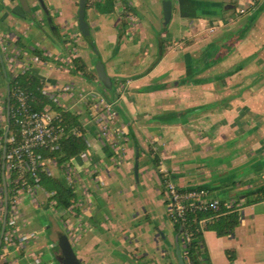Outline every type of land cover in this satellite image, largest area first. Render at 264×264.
<instances>
[{
    "label": "crops",
    "instance_id": "0c3cea01",
    "mask_svg": "<svg viewBox=\"0 0 264 264\" xmlns=\"http://www.w3.org/2000/svg\"><path fill=\"white\" fill-rule=\"evenodd\" d=\"M60 1L66 2L64 10L52 7L54 2L50 3L51 7L45 5L57 29L51 30V39L42 37V33H33V26L25 15L28 12L22 9L18 0H0V32L21 41L23 50H18L15 44L10 43L7 46L8 53L15 48L27 59L34 56L32 49L42 53L45 60H41V64H30L28 71L47 86H70L72 98L62 99V103L70 114L84 119L80 122L90 138L89 141L85 138L90 144V157L86 163L77 159L76 169L87 194L84 195L79 187L74 190L77 198L80 193V200L77 201L78 205L72 206L76 210L74 216L68 219L66 230L70 243L77 244V258L82 264H178L176 247L179 241L176 237L174 246L166 245V236L160 228L150 230L149 235L147 233L148 238L154 241L151 247L140 246L134 234L128 233L125 227H119L118 234L115 233L113 238L120 242V248H100L102 240L98 229L100 224L110 221L101 210L94 208L93 204L98 198L90 194L91 190L101 197L102 189L92 179H101L104 186L108 187L109 180L116 176L115 169L119 164H125L127 168L133 165L136 150L139 161L141 148L139 151L136 142L144 139L145 143L153 146L154 152L150 155L152 162L157 157L160 173L178 188L185 190L207 186L210 198L238 203L240 223L231 234L217 237L215 233L205 236L203 233L209 263L264 264V202L245 204L248 192L264 186V115L253 113L264 110V81H259L260 77L264 79V0H165L171 2V18L166 24L163 6L162 13L154 12L150 16L144 10L145 0H111L112 7L110 0H98L86 10L85 21L99 59L112 82L113 91L105 89L96 76L95 65L89 63L93 62V50L79 33L77 6L74 8L76 3L74 0ZM151 1L153 7L158 6L157 0ZM38 4L32 3L35 10L33 16L43 14L41 8L37 9ZM240 9L250 14L257 12V16L235 21ZM169 26L176 28L178 33L168 32ZM155 47L160 57L152 66L150 63L156 61ZM179 50L182 55L175 56L172 61L183 60L184 68L177 72L176 67L173 69L169 65V59ZM127 56L132 59L127 60ZM76 57L82 60L94 79L87 80L80 73L71 72L72 63L70 65L68 61ZM252 63L256 64L255 68L251 73L247 72L245 77L256 79L257 82L247 88H242L238 82L229 87L232 75L237 76V70H240L238 66L241 64L243 71ZM186 76L196 78L195 86L186 85ZM159 79L163 84L161 90L145 91V87ZM233 90L243 92L242 96L230 98L232 101L225 104V111L215 115L214 110L218 106L212 108L220 101V94L231 96ZM156 95H163L176 104L150 103ZM193 96L196 99H191ZM101 100L113 104L116 111V118L108 126L110 143L100 139L96 124L95 110ZM242 116L249 118L244 119ZM164 120L173 122L162 123ZM236 125L241 128L237 134L238 142L258 137L256 141H251L249 151L245 152L243 147L228 156L233 160L245 158L250 162L255 161L247 169L249 171L239 172V179L233 180L231 184L221 185L216 181L213 185H207L204 181H198L196 186H188L186 179L173 175L174 168L169 170L166 167L168 164L163 162L165 156L160 157L157 153L160 142L163 147L171 149L173 138L177 135L182 138L175 146L183 144V135L191 134L188 133L191 131L188 127L194 131L196 141L203 142L206 132L215 138L219 129L223 133L226 128ZM117 129H122L123 134L118 133ZM177 165L175 172L180 174L183 165ZM145 170L146 166H138L142 177ZM36 197H27L20 202L15 228L17 235L34 234V237L21 248H10L4 257L0 256L1 264H58L54 258L57 246L45 248L37 245V234L25 232L31 223L22 219L19 208L23 209L27 200L35 208L45 206ZM146 221L150 223V219ZM142 244H146V241ZM130 245L134 246V252L130 250ZM179 247L183 256L182 247ZM12 250L15 251L11 253Z\"/></svg>",
    "mask_w": 264,
    "mask_h": 264
},
{
    "label": "rangeland",
    "instance_id": "374dc122",
    "mask_svg": "<svg viewBox=\"0 0 264 264\" xmlns=\"http://www.w3.org/2000/svg\"><path fill=\"white\" fill-rule=\"evenodd\" d=\"M46 6L54 7V8H61L64 10L66 8V2L60 1V0H42ZM131 1V0H126ZM158 6L153 7L151 0H145V7L144 10L147 11V13L153 14L154 12H160L162 13V3L165 0H157ZM28 4L30 5V13L27 15L29 17V21L32 24V31L33 33H42V37L46 36L50 39L52 38V31L50 29V26L47 23V19L45 17V14H40L37 16H33L35 10L32 6V3L38 4V0H27ZM54 4H50L53 3ZM76 3L74 8L77 6L78 0H74ZM39 5V4H38ZM37 9H40L41 6H36ZM21 8V7H19ZM77 8V14H78V6ZM260 8V7H259ZM4 9V8H3ZM42 9V8H41ZM49 9V8H48ZM158 9V11H156ZM21 10V9H20ZM155 14V13H154ZM154 16V15H153ZM253 16H257V12L251 13L248 12L244 15H235V21H240L241 18L246 17L249 19ZM41 20L43 23V26L41 25ZM168 32L172 34H177L178 30L176 28H173V26L168 27ZM180 34H178L179 36ZM177 36V37H178ZM96 48V47H95ZM97 49V48H96ZM156 49V61L154 63H150V65H155V63L158 61L160 55L158 54V48ZM181 50L177 51L172 57L169 59L170 63L169 65L174 69L176 67L175 71L179 72L180 70L183 71L184 64L183 60H178L174 62V59L172 61V58L180 57L182 53H180ZM98 53V51H97ZM90 54V53H89ZM127 54V52H126ZM91 56V55H90ZM131 56V55H130ZM127 56V60L132 59V57ZM134 57V55H133ZM99 58V54H95L93 51L92 59L93 62H89L91 65H95L97 63V60ZM172 61V62H171ZM254 63L250 64L246 70H242V65L240 64L238 68L240 70H237V76L232 75V80H230L231 84H228L229 87L233 86V83L238 82L241 84L242 88H247L248 86H252L253 83L257 82L255 79H250V77H245V75L251 73L255 68ZM143 67H141V71H143ZM137 70L136 72H138ZM242 77V78H241ZM65 80H62L64 82ZM162 80H155L149 84V86L145 87L146 92H156L161 90L163 87L161 84ZM259 81H264L262 77H260ZM184 82L187 83V86H195L196 78L189 76V78L184 77ZM238 84V86H240ZM206 86V85H205ZM243 92H236V90H233V95H227V94H220L219 102L216 106H213L212 109L214 110V114L217 115L218 112L223 113L226 109L225 104L231 103V99L233 97L240 98L242 96ZM247 95L246 97H248ZM207 97L211 98L210 95ZM191 99H196V97H191ZM225 101V103H223ZM193 102L192 100L190 101ZM150 103H153L154 105H171L176 104L175 101H169L167 97L163 95H156V97L150 101ZM223 103V104H222ZM264 104V103H263ZM191 107H194L193 104H188ZM234 106V103L232 107ZM116 112V111H115ZM193 113H195L193 111ZM253 113H256L260 116L264 115V110H258ZM231 116H233L231 114ZM244 119H248L247 116H242ZM79 120L83 122V117H80ZM162 123L165 122H173L169 120L161 121ZM190 124L192 122L187 121ZM175 123V122H174ZM177 123L181 124L182 121H178ZM188 133L191 134L188 136H184V142L183 144L176 145V142H178L179 139L182 138L181 135H177L173 138L174 144H171L170 147H163L162 142H160L158 145V155L160 157L165 156L163 159V162L167 163L166 167L171 170V168H174L173 175H178L181 178L186 179V185H193L196 186V183L198 181H204L207 185H213L217 181V183L221 185H227L231 184L233 180H237L240 177L239 172H242L244 170H247L250 168L251 164L255 161L252 160L251 162L248 161V159L242 158V159H235L228 157L234 152H237L240 148H245V152L249 151V148L251 146V141H256L258 136H255L252 139H243V142L241 140L238 142L237 140V134L238 131L241 129L239 126H233L226 128V131L221 133L220 129L218 130L219 133L214 138L213 135L206 132V135L203 142L196 141L197 137L195 136L194 131L191 127L187 128ZM86 139L89 141V135L86 134ZM168 137H166L165 142L167 141ZM186 142V144H185ZM167 143V142H166ZM180 143V142H178ZM136 146L141 148V155L139 158L138 166L140 168H143L146 166V170L144 177L139 175L138 172V178L135 176L134 172V162L133 165L130 166V168H127L125 164H119L117 166L116 170V176L112 177L109 181L108 187H100L102 189L101 191V197L92 189L90 194L95 195L98 200L96 199V202L93 204L94 208H98L102 211V214L107 216L109 221L108 223L103 222V224H100V227L98 229V233L101 236V244L100 248L103 249H113V248H120V242L118 240H114L115 233L118 234L119 227H125L128 231V233H132L136 236V240L138 241L140 246H152L154 245L153 238L149 237V231L154 228H160L162 229L161 232L163 235H165V244H169L170 246L175 245V238L176 235L174 234L172 221L170 219V215L168 212L167 204L165 203L167 200V193L163 195L162 192L163 186L161 183V180L158 175V168L155 167L154 163L152 162V159L150 155L153 154L154 149L153 146H149V144L145 143L144 139L138 140L136 142ZM170 149V150H169ZM241 151V150H240ZM121 153L123 151H120ZM152 152V153H151ZM151 153V154H150ZM154 156V155H153ZM165 160V161H164ZM80 162V160H77ZM177 164H182L181 167V173L177 174L175 172ZM180 167V166H179ZM72 170L76 168V164H72L70 166ZM249 171V170H247ZM160 172V171H159ZM204 173V175H203ZM54 174L56 178L62 179V173L60 170H54ZM176 176V177H178ZM258 178V177H257ZM261 176L259 177V180ZM177 180V179H176ZM148 181V182H146ZM170 181V179H169ZM172 183V181H170ZM78 188V185H76ZM76 188V189H77ZM89 189V187H88ZM99 189V187H98ZM48 192V191H47ZM214 192V195H216V192ZM236 194V193H232ZM80 193L79 197L77 198V201L80 200ZM36 199L39 202H44L45 206L42 205L39 208H35L33 204L30 205V201L27 200L25 202V207L22 209L19 208V212L22 215V219L25 221H30V225L27 226L25 229V232H35L37 234V245H42L45 248H50L53 243H57V238L59 234H65L66 230L68 229V219L71 217L69 213H65L63 211H59L58 209L54 208L53 206L46 203L45 195L41 192V190H38ZM50 203V202H49ZM79 203L77 202V205ZM76 209H73L72 212H74ZM150 219V223L146 221ZM99 226V225H98ZM113 227V228H112ZM118 230V231H117ZM148 233V235H147ZM214 232L212 230L204 231V236L206 234H213ZM143 237V238H142ZM52 238V240H51ZM147 240L148 243H147ZM146 241V244H142ZM72 243V248L75 253V255H78V248L76 247L77 244ZM130 250L134 252V246L130 245ZM15 250H12L11 253H13ZM55 256L56 259L60 255L59 249L57 250L55 248ZM57 261V260H56ZM1 264V261H0Z\"/></svg>",
    "mask_w": 264,
    "mask_h": 264
},
{
    "label": "built area",
    "instance_id": "2783aa9c",
    "mask_svg": "<svg viewBox=\"0 0 264 264\" xmlns=\"http://www.w3.org/2000/svg\"><path fill=\"white\" fill-rule=\"evenodd\" d=\"M246 11L240 9L238 14L243 15ZM15 42V38L10 34L0 32V256L2 257L10 248H21L34 237V234L17 235L15 232L18 206L24 198L34 199L38 190H41L45 195L46 203L56 207V202L51 199L55 193L47 192L41 186V178H55L54 170H60L68 186L75 190L76 185L80 184L78 187L86 195L77 169L72 170L70 166L76 164L77 159L86 163L90 157V144L86 140L88 149L69 162L59 164L57 157L50 156L60 151L57 134L53 132V124L59 116L56 109L67 111L62 99L72 98V88L50 87L45 84L41 96L49 103L42 110H32L31 97L19 89H13L11 92L9 85L17 76L27 71L30 64H41L42 61L35 55L27 59L15 48L8 53L7 46ZM71 63V60L68 61V64ZM11 100H13V109H11ZM95 114L100 139L110 143L108 126L116 118L113 104L101 100ZM117 132L123 134L122 129H117ZM92 181L99 187L105 185L104 181L98 178ZM180 191L181 189L173 183H169L165 189L168 195L165 203L171 218L184 221L186 211H219L220 200L210 198L209 192L193 190L181 193ZM235 205L233 200L224 201L226 209L230 210ZM73 209L71 207L63 212L74 216Z\"/></svg>",
    "mask_w": 264,
    "mask_h": 264
},
{
    "label": "trees",
    "instance_id": "16d2710c",
    "mask_svg": "<svg viewBox=\"0 0 264 264\" xmlns=\"http://www.w3.org/2000/svg\"><path fill=\"white\" fill-rule=\"evenodd\" d=\"M98 0H86V10L94 5ZM112 7L111 0L109 1ZM78 6V3H77ZM112 9V8H111ZM31 14L30 11L25 15ZM52 20L53 30H57ZM87 42V41H86ZM88 43V42H87ZM89 44V43H88ZM16 48L22 49L20 39L15 43ZM90 45V44H89ZM91 49L92 46L90 45ZM31 53L38 56L41 60H45L42 53L36 49H32ZM72 73H80L85 79H94V76L88 71L86 65L78 57L72 61ZM45 86V82L34 76L30 71H25L23 74L17 76L13 82L10 83L9 89H19L24 91L31 97L32 110H42L49 102L41 96V91ZM110 91H113L111 88ZM14 108L13 100H11V109ZM58 111V118L53 124V132L57 134V143L60 151L51 154L52 157H57L59 164H64L70 160L78 157L81 153L88 149L85 142L86 131L79 120V116L70 114L68 111L56 109ZM11 128L12 125H11ZM140 151V148H138ZM152 153V152H151ZM153 163L155 167L158 166V158L154 157ZM159 178L163 186L162 194H165V189L168 186L169 179L163 173L158 171ZM41 186L48 192H54L55 195L51 198L56 202V209L65 211L77 203V193L70 186L67 185L62 178H41ZM204 190L210 191L207 186H199L190 189H181V193ZM245 204L252 205L264 202V186L250 191L245 195ZM237 204L232 209H226L224 201H220L219 211H186L183 220H175L170 217L174 234L176 235L179 246L182 247L183 258L185 264H210L206 254V246L203 239V233L207 230H212L217 237H224L231 234L240 223V215ZM204 222V223H202ZM228 255V252H226ZM230 259V258H229Z\"/></svg>",
    "mask_w": 264,
    "mask_h": 264
},
{
    "label": "water",
    "instance_id": "95a60500",
    "mask_svg": "<svg viewBox=\"0 0 264 264\" xmlns=\"http://www.w3.org/2000/svg\"><path fill=\"white\" fill-rule=\"evenodd\" d=\"M20 3V6L25 12H29L30 8L27 3V0H18ZM40 6L42 8L43 13L45 14V17L47 19V23L50 26L51 30H53L52 20L50 18V13L48 12L45 4L42 0H39ZM163 19L165 24L169 22L171 18V2L170 1H164L163 4ZM85 12H86V0H78V30L81 35V37L87 41L91 46L92 50L97 53V49L95 48L90 30L88 27L87 22L85 21ZM95 72L96 76L99 79L100 83L105 87V89L110 90L112 82L110 78L107 76L102 61L98 58L96 66H95ZM9 116V114H8ZM138 150H136L135 153V162H134V172L136 178H138ZM57 246L60 255L56 258L58 264H82L81 261L77 258L75 255L72 245L68 239V237L64 234H59L57 238V243L52 245ZM176 258L178 261V264H185V260L182 256L181 249L179 245L177 244L176 247Z\"/></svg>",
    "mask_w": 264,
    "mask_h": 264
}]
</instances>
